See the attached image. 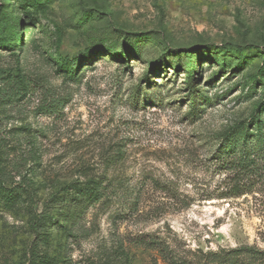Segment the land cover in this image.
Returning <instances> with one entry per match:
<instances>
[{
    "label": "rangeland",
    "instance_id": "rangeland-1",
    "mask_svg": "<svg viewBox=\"0 0 264 264\" xmlns=\"http://www.w3.org/2000/svg\"><path fill=\"white\" fill-rule=\"evenodd\" d=\"M31 1L0 0V264H254L227 254L264 251V171L236 195L214 160L264 102V0Z\"/></svg>",
    "mask_w": 264,
    "mask_h": 264
},
{
    "label": "trees",
    "instance_id": "trees-1",
    "mask_svg": "<svg viewBox=\"0 0 264 264\" xmlns=\"http://www.w3.org/2000/svg\"><path fill=\"white\" fill-rule=\"evenodd\" d=\"M29 3L34 4V0ZM36 4L37 6H40L38 2ZM40 18L45 17L40 15ZM27 19H29V17H27ZM46 22L50 24L49 21L46 20ZM1 26L2 25L0 24V34L3 32ZM14 41L15 37L12 34H10L7 39L0 38V47L9 49V46L14 43ZM96 51L97 50L93 49L86 53V56L83 58L84 62H87L91 56L96 54ZM123 54L125 55L127 52L124 51ZM97 56H103V51H101ZM79 64L80 59L73 61L60 59L59 68L69 76H73L74 70L78 68ZM160 66H162L161 63H159L158 68ZM219 66L221 67L222 71H226L228 68L224 61L220 62ZM177 67L178 66H175L174 68L176 69ZM200 71V67L195 64L188 63L185 90L190 104L188 114L189 118L191 119L198 118V114L202 112V109L199 107L200 100H203L205 103L209 101V99L203 95V89H200L199 85H197L198 78L196 77V74L200 73ZM257 77L264 78V67L258 70L256 77L254 76L253 80H255ZM151 82L152 77L150 74H147L145 77V84ZM260 85H263V83H260ZM51 108H53V106H51ZM261 112H264V102L260 104L257 112L248 121L247 125H237L229 130L217 148V153L214 160L215 164H217L216 166L221 169L233 171L234 178H236L237 181L235 182L232 189L236 195H242L246 189L247 183L253 179H259L262 177L264 171V118L262 117ZM108 191L109 187L104 186L103 183H91L83 187L77 186L73 190L74 193L72 194V197L69 196L70 193H66L64 195L66 198L63 199L66 204L74 203L86 209L88 206L94 204L106 196ZM1 193V198H3L6 202H12L13 196L9 190H5L2 187ZM38 224H41V220L38 221ZM233 255H246L249 257L252 263L264 264V251H261L253 246L231 251L227 254V256ZM168 260L170 261V264H181L176 262L173 257H170ZM224 264L228 263L225 262Z\"/></svg>",
    "mask_w": 264,
    "mask_h": 264
}]
</instances>
